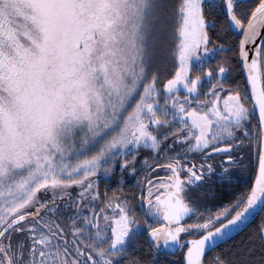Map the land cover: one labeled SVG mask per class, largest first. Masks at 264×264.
Wrapping results in <instances>:
<instances>
[{"label":"snow or ice","instance_id":"1","mask_svg":"<svg viewBox=\"0 0 264 264\" xmlns=\"http://www.w3.org/2000/svg\"><path fill=\"white\" fill-rule=\"evenodd\" d=\"M0 264H264V0H0Z\"/></svg>","mask_w":264,"mask_h":264},{"label":"flooded vegetation","instance_id":"2","mask_svg":"<svg viewBox=\"0 0 264 264\" xmlns=\"http://www.w3.org/2000/svg\"><path fill=\"white\" fill-rule=\"evenodd\" d=\"M234 180L238 181V183L229 184L227 180H221L219 174H217L214 183L213 193H210L206 198L205 203L209 207H212V210L215 211L214 206H221L223 201L228 200L234 194L236 188L240 185L246 184L248 182L247 175L241 174L239 176H235Z\"/></svg>","mask_w":264,"mask_h":264}]
</instances>
